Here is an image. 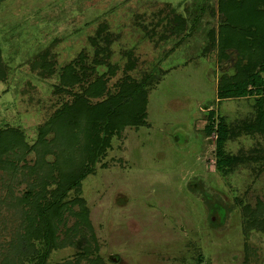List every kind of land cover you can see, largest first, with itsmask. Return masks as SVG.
<instances>
[{
  "label": "rangeland",
  "instance_id": "374dc122",
  "mask_svg": "<svg viewBox=\"0 0 264 264\" xmlns=\"http://www.w3.org/2000/svg\"><path fill=\"white\" fill-rule=\"evenodd\" d=\"M213 6L214 0L0 3V130L18 128L29 145L108 66L112 92L126 75L148 77L145 124L114 135L80 191L68 192L66 200H85L87 221L64 212L47 264H264V233L246 230L242 213L244 205L264 202V133L245 128L258 98L218 96L220 76L234 73V55L220 60L210 46ZM69 63L82 75L70 86L60 80ZM210 111L214 124L221 119L228 128L223 150L235 158L232 165H216L217 125L204 130ZM36 158L35 149L1 156L0 264H27L32 252L19 198L36 186ZM212 204L227 211L215 224Z\"/></svg>",
  "mask_w": 264,
  "mask_h": 264
},
{
  "label": "trees",
  "instance_id": "16d2710c",
  "mask_svg": "<svg viewBox=\"0 0 264 264\" xmlns=\"http://www.w3.org/2000/svg\"><path fill=\"white\" fill-rule=\"evenodd\" d=\"M215 12L218 15L215 26L206 32L210 46L217 48L220 60H230L234 55V73L220 76L218 96L255 95L258 98L257 114L253 122L245 124V128L250 132L264 133V78L261 75L264 73V0H214L212 13ZM84 60V54L80 53L78 61L82 63ZM243 60L246 62L242 63ZM113 72L108 66L107 73L95 76L81 93L74 94L73 100L64 103L49 122L39 127L35 144L29 145L18 128L0 130V161L2 155L8 156L17 150L26 154L32 149L37 151L31 172H37L38 181L19 198L25 222L24 240L32 249L27 264H47L50 252L57 246L58 222L65 211L80 217V221H87L85 200L79 196L66 200L68 192L80 191L83 179L94 171L96 162L106 152L114 135L126 126L145 124L148 77L137 81L126 75L115 83L112 92L106 86L107 76ZM4 78L0 53V80ZM81 79L75 64L63 67L60 75L63 85H74ZM212 116L210 111V122L204 130L212 133L217 125L216 165H232L235 158L223 150L228 128L221 119L214 124ZM49 133L53 135L47 140ZM55 144L58 151L52 149ZM49 153L55 156L50 162L46 158ZM9 164L15 167L12 160ZM73 206H78V210ZM210 210L214 218L210 219L211 224L218 223L227 212L220 204H212ZM242 213L246 230L256 229L264 233V202L258 200L254 207L244 205Z\"/></svg>",
  "mask_w": 264,
  "mask_h": 264
}]
</instances>
